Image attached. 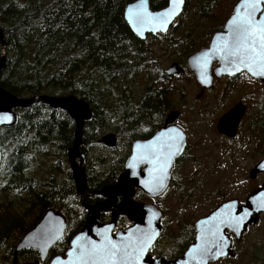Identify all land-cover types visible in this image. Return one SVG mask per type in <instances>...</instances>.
Masks as SVG:
<instances>
[{
	"label": "trees",
	"instance_id": "1",
	"mask_svg": "<svg viewBox=\"0 0 264 264\" xmlns=\"http://www.w3.org/2000/svg\"><path fill=\"white\" fill-rule=\"evenodd\" d=\"M133 1L0 0V24L5 27L3 33L9 53L0 71V86L18 97L74 95L84 99L91 105L93 113L84 133L92 125L102 124L98 108L104 115L112 109L103 100L108 86L110 94L107 97L116 103L111 105L119 110L120 124L126 128L130 139L150 137L174 110L175 91L173 87L151 83L135 102L123 87L127 85L126 78L133 75L140 67L138 62L144 58L145 41L132 33L124 15L126 6ZM149 2L153 10L163 9L168 4V0ZM187 5L188 2L186 10ZM225 5L226 0H213L203 10V18L208 24L209 21L214 22L212 26L209 24L211 37L223 29L224 25L215 24L224 15ZM176 31L177 27H174L171 32ZM189 35L181 38L188 40ZM195 51L188 52L186 46L182 53L187 52L188 55ZM162 79L164 83H169L171 78L164 72ZM17 112L18 124L0 129V190L15 200L25 196L28 199H25L27 206L23 208H13L10 207L11 202L8 205L1 202L0 248L16 233L18 236L11 247L14 255V248L22 237L51 208L67 217L66 236L60 242L67 247L78 232L76 225L70 224V214L73 212L70 211L68 197L74 196L80 201L77 206L81 205V214L76 221L82 219L85 225L90 213L83 207L75 185L64 187L52 175L47 177V181H42L33 174L38 167L35 165L37 154L56 156L61 150L66 156L74 141V122L65 111L52 109L42 102ZM83 146L84 138L82 150L85 149ZM85 172L88 193L84 201L87 205H94L101 201L95 192L116 181L106 179L93 182L87 166ZM109 218V215H102L101 222H107ZM124 219L125 216L119 217L118 228H128L122 222ZM56 247L50 251L48 260L40 264H47L58 252ZM25 251H28L27 261L36 262L39 259L38 252L31 249L23 250L18 255H23Z\"/></svg>",
	"mask_w": 264,
	"mask_h": 264
},
{
	"label": "rangeland",
	"instance_id": "2",
	"mask_svg": "<svg viewBox=\"0 0 264 264\" xmlns=\"http://www.w3.org/2000/svg\"><path fill=\"white\" fill-rule=\"evenodd\" d=\"M212 1L186 0L188 10H183L169 31L166 34L149 36L144 42V58L138 62L140 67H137L132 76L126 78L127 85L123 86L129 98L135 102L151 83L173 87L175 108L172 112L179 113L177 125L187 135L186 153L174 166L172 183L166 194L152 199L138 192L134 200L137 203L152 204L163 213V233L153 248L151 257L166 261L181 257L189 245L194 243V226L199 219L208 216L227 201L237 200L244 203L264 183V174H258L254 178L250 175L264 158V84L243 74L231 79L215 77L212 87L203 89L187 63L191 55L209 46L214 35L211 37L212 29L209 31V24L212 26L214 22L209 21L208 24L203 18V10L207 9ZM236 3L235 0H226L223 7L225 13L215 26H223L226 23L229 18L225 19ZM0 27L2 30L5 28L3 24H0ZM174 27H177V31L172 33ZM186 34H190L188 40L182 39ZM186 46L188 52L196 51L190 53L191 55L182 53ZM0 52L2 54V45ZM8 55L6 45L4 57L7 58ZM174 62L179 63L185 72L169 76V83H164L163 74ZM106 90L108 92H104L103 100L112 109L104 115L103 111H100L101 108H98L102 124L92 125L85 130V149H81L86 154L84 168L88 167L90 180L93 182L106 179H115L117 182L124 171L125 162L131 154L135 140L130 139L126 128L120 124L119 110L111 105L116 103L107 97L110 94L108 86ZM238 103H243L247 110L237 137L229 139L217 132L216 124L223 114ZM110 133L117 137L118 145L115 148H108L99 142L103 136ZM56 154H37L35 165L40 167L36 168L33 175L42 181H47L50 178L48 176L52 175L51 177L64 187L75 185L67 153L65 156L59 150ZM79 198L81 202L84 201L82 196ZM25 199L28 198L25 196L15 200L0 190V204L3 202L8 205V202H11L10 207L23 208L24 205L27 206ZM67 201L70 211L73 212L70 214V224L76 225L75 229L79 233L84 226L82 219L76 221L81 214V205L77 206L80 201L74 196H69ZM122 222L128 227L131 226L128 216H125ZM123 227L120 230H125ZM17 236L16 233L12 235L0 248V264L34 263V260L27 261L28 251L23 252V255H13L11 247ZM68 249L69 246L60 243L56 247L58 252L55 255L64 256ZM236 249L239 253L238 259L223 260L217 264H264V217H261L255 226L249 227L243 242H239Z\"/></svg>",
	"mask_w": 264,
	"mask_h": 264
},
{
	"label": "water",
	"instance_id": "3",
	"mask_svg": "<svg viewBox=\"0 0 264 264\" xmlns=\"http://www.w3.org/2000/svg\"><path fill=\"white\" fill-rule=\"evenodd\" d=\"M186 0L179 5L178 11L168 19V22L161 27L158 18L172 7L171 0H168L166 7L160 10H153L149 0H135L130 2L125 8V20L132 33L141 41H146L149 36L166 34L174 24L175 20L183 13ZM244 0H240L234 6L232 14L224 24V31L216 32L209 44L188 58V66L194 74L197 82L203 89H209L214 83V78L236 77L243 73L264 84V76L253 75L243 65L238 64L231 56L224 51H214L215 48L223 49L225 40L231 39L230 21L236 15L237 8L241 14L245 9L241 7ZM258 20H264V3L259 5L255 13ZM224 39H220V38ZM0 43L2 54L0 60V71L5 64L6 42L3 30L0 27ZM207 54V55H206ZM214 63L218 67L212 70ZM185 70L179 63H172L165 73L169 76L184 74ZM37 102H42L52 109L65 111L74 122V141L68 149V163L75 183L76 192L79 196L85 197L87 191V177L84 168L86 154L81 151L86 124L92 120L93 113L89 103L77 96L55 97L49 95H39L34 97H18L0 86V129L14 127L19 122L17 110L27 109ZM247 107L243 103H238L227 113L223 114L217 121V132L229 139L237 137L239 126L245 117ZM178 112L170 113L164 122V126L146 139H136L132 143L131 154L127 158L124 171L115 184L103 186L96 194L103 200L94 205H87L83 201L84 208L90 213L82 230L77 233L69 243V249L64 256L52 257L47 264H78L76 256L80 252V247H89L92 244L102 245L105 238L118 247L130 245L135 246L141 233L148 234L151 239L147 247L140 255L139 260L123 259L117 264H211L222 258L231 256V240L227 231L232 232L240 240L247 227L255 226L259 221V215L264 214V183L263 186L254 191L246 201V205L241 207V212L237 214V200H230L212 211L208 216L199 219L195 223V241L189 245L184 254L173 261H166L162 258H152L149 256L152 248L160 239L163 233L161 220L162 212L152 204L134 203L136 192L140 191L149 198L156 199L165 194L172 179V169L176 161L183 156L187 148V135L178 125ZM177 134H179L177 136ZM108 148H115L118 140L115 134L110 133L102 137L99 141ZM172 144L175 155L171 156L165 165L163 173V187L158 186L161 176L158 165L139 160L141 154L158 151L161 145ZM178 145V149H177ZM135 158V159H134ZM135 165L130 167V165ZM258 174H264V158L255 166L251 172L254 178ZM111 212L109 222L100 221V214ZM121 216H128L133 220V226L125 230H117V220ZM227 221V223H222ZM222 243L219 249L216 248L211 233L216 227ZM68 228L67 218L60 211L51 208L42 217L39 223L27 232L14 250L17 256L26 249L38 252L39 260L34 263L40 264L49 257L51 249L59 244L66 235ZM209 248L207 254L202 250ZM72 252L73 256L68 253Z\"/></svg>",
	"mask_w": 264,
	"mask_h": 264
},
{
	"label": "snow or ice",
	"instance_id": "4",
	"mask_svg": "<svg viewBox=\"0 0 264 264\" xmlns=\"http://www.w3.org/2000/svg\"><path fill=\"white\" fill-rule=\"evenodd\" d=\"M171 2V9L158 18L161 27H164L168 19L178 11L183 0H171ZM261 3H264V0H244L241 7L245 9V13L242 15L240 8H237L236 15L230 21V41L226 39L223 49L215 48L214 51H224L253 75L264 76V20H258L255 17ZM173 155H175V150H173L172 144L169 143L161 145L158 151L141 154L139 157V160L158 165L161 173L158 186L161 188L163 187L165 165ZM134 166V164L130 165V167ZM222 223H227V221H222ZM218 233L219 227L217 226L211 233L217 249L222 243ZM150 239L151 236L141 233L136 245L131 246V251H128L130 245L126 244L123 247H118L105 238L106 242L102 245L92 244L87 248L79 246L80 252L76 256V261L78 264H117L118 260L123 259L139 260ZM209 251V248L202 250L203 254H207ZM68 255L71 257L73 253L69 252Z\"/></svg>",
	"mask_w": 264,
	"mask_h": 264
},
{
	"label": "flooded vegetation",
	"instance_id": "5",
	"mask_svg": "<svg viewBox=\"0 0 264 264\" xmlns=\"http://www.w3.org/2000/svg\"><path fill=\"white\" fill-rule=\"evenodd\" d=\"M221 31H224V29H222ZM221 31H219V32H221ZM209 47V46H208ZM203 49V48H202ZM201 50V49H200ZM218 63H214L213 64V66H212V70L214 71L215 70V68H217L218 67ZM243 74H245V75H248V74H246V73H243ZM243 74H241V76L243 75ZM239 77V76H238ZM217 78V77H216ZM222 78H225V77H222ZM227 78H229V77H227ZM236 78V77H235ZM215 79V78H214ZM165 120H166V118H165ZM165 120H164V122H165ZM164 122H163V125L159 128V129H161L163 126H164ZM158 129V130H159ZM157 130V131H158ZM156 131V132H157ZM238 131H239V129H238ZM154 134V133H153ZM152 136V135H151ZM149 138V137H148ZM137 139H146V138H137ZM136 140V139H135ZM185 153H186V150H185ZM185 153L183 154V156L181 157V158H179L177 161H176V163L174 164V166L177 164V162H179L183 157H184V155H185ZM173 169H174V167H173ZM173 169H172V171H173ZM172 173V172H171ZM172 183V180H171V182H170V184ZM170 184H169V186H170ZM263 186V185H262ZM261 186V187H262ZM260 187V188H261ZM168 191V190H167ZM166 191V192H167ZM139 191H137L136 192V195H135V197H134V199L132 200V202H134V200H135V198H136V196H137V193H138ZM166 192H165V194H166ZM164 194V195H165ZM98 196V195H97ZM99 197V196H98ZM101 198V197H100ZM101 200H102V198H101ZM134 203H137V202H134ZM246 205V201L244 202V203H240V201H238V205H237V214H239L240 212H241V207H243V206H245ZM102 215H109V221H110V219H111V212H108V213H102V214H100V221H101V217H102ZM122 217V216H121ZM261 217H264V214H260L259 215V219L261 218ZM109 221H107V222H109ZM118 221V220H117ZM103 223H106V222H103ZM130 223H131V226H133V220H130ZM250 227V226H249ZM249 227H247V229H246V231L242 234V237H241V239L240 240H238L236 237H235V235L232 233V232H230V231H227L226 233H227V235H229V237H230V240H231V252H232V254H231V256H229V257H227V258H222V259H220V260H218V261H216V262H213V263H211V264H217L218 262H220V261H223V260H236V259H238V257H239V253H238V250L236 249V246L238 245V243L239 242H243V240H244V235H245V233L247 232V230L249 229ZM163 228V227H162ZM116 230H120V228H118V225H117V228H116ZM194 241H195V239H194ZM156 245V244H155ZM155 247V246H154ZM153 247V248H154ZM152 248V249H153ZM187 250V249H186ZM185 250V251H186ZM184 254V253H183Z\"/></svg>",
	"mask_w": 264,
	"mask_h": 264
}]
</instances>
